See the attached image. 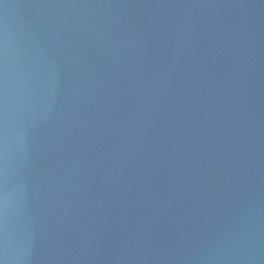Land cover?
I'll use <instances>...</instances> for the list:
<instances>
[{
	"label": "water",
	"instance_id": "1",
	"mask_svg": "<svg viewBox=\"0 0 264 264\" xmlns=\"http://www.w3.org/2000/svg\"><path fill=\"white\" fill-rule=\"evenodd\" d=\"M27 0H0V215L12 102Z\"/></svg>",
	"mask_w": 264,
	"mask_h": 264
}]
</instances>
